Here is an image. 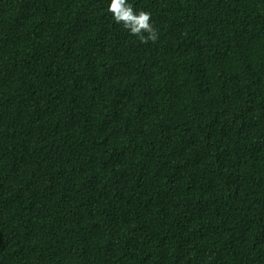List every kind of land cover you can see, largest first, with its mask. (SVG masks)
I'll return each mask as SVG.
<instances>
[{"label": "trees", "instance_id": "obj_1", "mask_svg": "<svg viewBox=\"0 0 264 264\" xmlns=\"http://www.w3.org/2000/svg\"><path fill=\"white\" fill-rule=\"evenodd\" d=\"M0 0V264H264V0Z\"/></svg>", "mask_w": 264, "mask_h": 264}, {"label": "clouds", "instance_id": "obj_2", "mask_svg": "<svg viewBox=\"0 0 264 264\" xmlns=\"http://www.w3.org/2000/svg\"><path fill=\"white\" fill-rule=\"evenodd\" d=\"M107 12L116 24L122 25L130 35L138 37L140 43L154 44L158 40V31L151 23V13L144 10L135 11L128 0H110Z\"/></svg>", "mask_w": 264, "mask_h": 264}]
</instances>
